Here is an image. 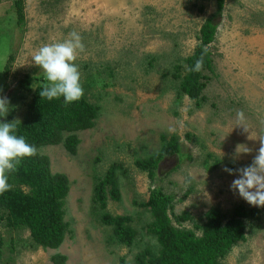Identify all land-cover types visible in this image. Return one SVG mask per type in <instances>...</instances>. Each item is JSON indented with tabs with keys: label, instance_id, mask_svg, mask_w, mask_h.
I'll return each instance as SVG.
<instances>
[{
	"label": "rangeland",
	"instance_id": "374dc122",
	"mask_svg": "<svg viewBox=\"0 0 264 264\" xmlns=\"http://www.w3.org/2000/svg\"><path fill=\"white\" fill-rule=\"evenodd\" d=\"M14 1L0 0V96L10 101L7 121L21 119L31 98L17 81L28 75L32 89L45 82L34 53L72 32L84 44L76 61L83 97L98 106V113L93 126L74 132L73 152L62 143L39 147L49 157L51 172H64L69 180L63 241L56 248L33 245L26 227H11L2 217L0 264H54L50 256L56 252L66 255L64 264H133L145 246L156 252V238L146 227L151 214L142 204L155 183L134 160L155 153L171 135L186 155L167 176L157 172V179L174 196L171 213L187 211L192 217L180 223L171 214L173 224L202 223L213 206L225 218L238 204L258 208V217L245 219V238L232 244L218 264H264V207L231 189L238 171H224L251 165L264 136V0H225L209 45L211 67L202 69L199 106L186 95L176 97L172 71L193 51L215 0H22L21 24ZM9 54L13 58L5 76ZM241 111L248 132L237 126ZM240 145L251 151L238 154ZM175 162L167 158L163 168ZM112 163L121 195L108 198L105 210L131 215V245L115 239L93 202L97 178Z\"/></svg>",
	"mask_w": 264,
	"mask_h": 264
},
{
	"label": "trees",
	"instance_id": "16d2710c",
	"mask_svg": "<svg viewBox=\"0 0 264 264\" xmlns=\"http://www.w3.org/2000/svg\"><path fill=\"white\" fill-rule=\"evenodd\" d=\"M224 2L225 0H215V11L201 23L198 42L193 51L184 58L182 66L178 65L172 71L176 79V97L179 99L186 95L193 99L195 106H199L204 99L202 90L205 82L202 80V70L196 72L190 69L199 59L203 60L202 69H210L212 57L209 45L214 39ZM14 6L16 22L21 24L24 19L22 0H15ZM199 8L202 9L201 6ZM12 58L9 54L3 66L5 76ZM181 69H184L182 74ZM30 84L28 75L16 83L17 87L30 90L31 98L27 102L25 114L17 123L15 134L23 136L37 149V154L23 158L17 170L10 174L12 189L0 195V208L5 211L0 219L4 217L11 227H26L33 245L56 248L67 231L68 223L63 219V205L69 180L64 172H51L49 157L41 153L39 147L62 143L67 150L73 152L78 143L74 132L94 125L98 106L85 97L70 104H65L63 97L48 100L39 94L43 83L33 89ZM65 133L67 134L64 135ZM181 147L182 143L178 138L171 135L155 153L134 160L135 165L146 171L149 180L155 183L142 204L148 207L151 214V221L146 227L155 236L158 248L156 252L149 246L140 249L134 255L133 264H218L232 244L245 238V219L259 216L258 208H246L238 204L225 218L220 208L213 206L204 213L202 223L194 222L192 227L173 224L171 214L180 223L192 217L187 211L171 213L174 196L165 192L159 184L162 178L157 179V172L167 176L181 162L186 155ZM170 157H175V165L170 169L163 168L166 167L164 161ZM116 166L117 164L112 163L104 175L97 178L93 202L102 209L100 222L111 226L115 239L122 244L131 245L135 237V229L130 225L131 215L112 214L105 210L108 198L118 200L121 195L115 176ZM50 259L54 264H64L66 255L56 252Z\"/></svg>",
	"mask_w": 264,
	"mask_h": 264
},
{
	"label": "clouds",
	"instance_id": "9594fccd",
	"mask_svg": "<svg viewBox=\"0 0 264 264\" xmlns=\"http://www.w3.org/2000/svg\"><path fill=\"white\" fill-rule=\"evenodd\" d=\"M84 44L81 36L72 32L63 42L46 44L32 56L34 65L42 69L45 82L41 85L40 96L48 100L64 98L65 104L79 101L84 96L79 65L76 63L79 54L83 52ZM203 60L196 61L191 71L202 70ZM10 112V101L0 96V195L9 192L12 184L9 182L11 173L25 157L37 154V149L30 145L23 136H17L19 120L7 121ZM238 124L245 132L249 127L245 122L244 113H237ZM251 138V136H250ZM260 146L251 165L239 169L225 167L224 171L233 174L239 172V178L233 180L231 189L238 191L240 197L253 206L264 207V136L259 138ZM251 149L246 146L237 147V153H248Z\"/></svg>",
	"mask_w": 264,
	"mask_h": 264
}]
</instances>
